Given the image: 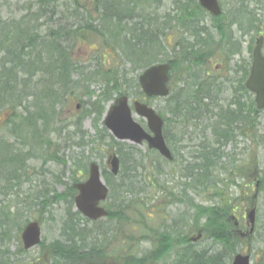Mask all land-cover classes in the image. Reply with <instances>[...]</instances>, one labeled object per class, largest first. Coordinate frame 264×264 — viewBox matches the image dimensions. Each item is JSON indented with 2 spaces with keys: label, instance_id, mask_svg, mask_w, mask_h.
I'll list each match as a JSON object with an SVG mask.
<instances>
[{
  "label": "trees",
  "instance_id": "trees-1",
  "mask_svg": "<svg viewBox=\"0 0 264 264\" xmlns=\"http://www.w3.org/2000/svg\"><path fill=\"white\" fill-rule=\"evenodd\" d=\"M247 1L236 0V3L244 6ZM161 2L162 0H34L16 16L4 19L0 17V107L6 109L3 124L9 134L7 138H0V264L30 263L29 260L19 258L12 262V253L6 243L13 227L17 229L18 236L27 222V219L22 223L17 221L22 215L20 207L39 206L38 219L42 223V215L47 213L51 218L53 215L50 209L47 210L52 204L50 198L66 197L58 193L50 197L48 193L55 192L48 188L22 192L21 185L26 177V181L28 179L25 164L28 159L42 156L64 162L57 155V150L51 148V145L57 147L54 144L57 142L50 136L53 129L51 125L59 120L57 107H64L78 93L89 98L86 102L88 112L95 111L101 121L104 105L115 94L133 95L136 99L144 100L137 76H129L132 71L167 61L171 75L178 72L182 81L180 86L174 82L171 93L165 98L164 137L173 159H163L167 164L181 161L178 156H181L180 151L184 146L180 143L189 134V128L198 132L199 135L192 141H199L200 146L196 150L199 160L178 165L176 173L184 175L185 179L191 177L193 181L211 176L217 169L216 163L224 155L222 148L229 142L236 147L238 136L250 139L256 146L264 145V134L260 133L255 119L261 110L255 106L252 98L248 101L244 99L246 93H250L244 84L249 64L236 62V98L231 97L226 104H220L219 94L214 93L217 91L214 90L213 81L206 80L202 73L206 70L203 60L211 52V42L205 41L203 8L197 0H174L173 13L162 16L159 21L153 8L154 5L158 7ZM243 13V10L236 13L239 29L246 33L257 32L261 19L254 13L241 15ZM172 22L182 34L172 45L174 56H163L164 37L173 27ZM76 42L87 46L90 44L89 49H94L93 55L99 61L93 66L77 61L72 55ZM118 53L124 63L130 66L127 72L123 67L124 63L119 64ZM74 75H77L76 79H73ZM97 80H101L103 86L96 100L91 101L93 91L89 88ZM122 86L125 87L123 91L120 90ZM132 89L134 90L130 92ZM175 89L179 92L174 91ZM170 124H173L174 131L168 134L165 130ZM96 129L97 134L89 141L103 144L106 139H111L108 147L111 149L116 146L115 152L120 160L117 175L102 166V176L109 187L110 199L105 206L108 213L104 218L115 221L117 229L124 222L134 224L129 232L131 236L127 237L130 241L142 242L137 240L136 235L143 239L146 235L151 237L146 238L151 247L143 254L131 252L130 247L128 251L120 249L123 254L118 252L116 255L123 256L124 264H230L240 241L236 226L229 219L230 204L223 200L221 194L216 193L221 198L219 203L209 205L195 203L190 199L194 207L191 231L200 235L195 240L180 233L174 236L167 229L147 226L143 221V210L147 205L142 198L136 197V194L143 191V186L139 177L135 176L138 166L143 169L148 164L147 160L136 146L114 140L104 126ZM208 132L214 143L212 145L206 143ZM176 133L179 134L178 137ZM11 137L21 139L22 147L34 138V147L40 148V152L36 154L32 150L24 151L15 147L10 142ZM179 144L180 149L177 147ZM146 152V155L151 156L153 153L155 156L154 162L157 164H152L151 161V169L153 167V172L161 176L163 171L158 160L162 157L152 149H146ZM243 165L239 166L240 170ZM196 169L197 172L194 173ZM227 169L225 164L220 167L224 172ZM86 170L83 166L82 171ZM237 177H244L243 170L237 173ZM167 183L169 180L156 176L150 188L163 194V198L168 197L167 194L171 195V201L174 202L177 198L166 187ZM187 185L192 187L189 183ZM12 190L18 191L13 204L16 209H12L13 205L9 201H1V195L6 197L9 192L13 193ZM67 190L71 205L62 214L60 237L42 241L38 246L50 264H104L109 253L105 246L97 242L100 233H103L96 228V239L91 240L94 229L86 228L90 220L72 207L76 190L72 185ZM127 195L131 198L126 199ZM19 196H22L21 201ZM20 202L22 205H19ZM96 221H92V225ZM80 223L84 226L81 227ZM134 234L136 235L133 236ZM201 237L211 243L209 247L197 245ZM21 251L23 250L20 249L19 252ZM170 254L171 258L165 260ZM113 264L118 263L114 261Z\"/></svg>",
  "mask_w": 264,
  "mask_h": 264
},
{
  "label": "rangeland",
  "instance_id": "rangeland-1",
  "mask_svg": "<svg viewBox=\"0 0 264 264\" xmlns=\"http://www.w3.org/2000/svg\"><path fill=\"white\" fill-rule=\"evenodd\" d=\"M225 1L226 0H223L224 3ZM33 2L34 0H0V17L4 19L6 17L16 16L19 14V12H22L20 10L28 8V6ZM173 2L174 0H162L158 7L154 5L153 9H155L157 12L156 17H159V21L162 16H165L168 13H173ZM256 3L258 5L261 4V11L257 15V18L261 19L259 22L258 31L254 33H246L239 29L238 23L236 24L237 54L235 57L230 55L229 59H227V55L225 54V51H223L222 46L217 47L213 45L210 48L212 52V55L210 56V58H212V66L210 67L218 66L216 67L217 70L214 68V71H212L213 74L217 75L216 78H221L222 74H225L226 76L231 75L232 73L228 74V68L232 67L234 61H246L250 65L251 59H249V44L252 47L256 37L255 35H257L258 32L263 31L264 33V0H250L244 5L245 8H249L251 11H253V9H255ZM244 6L236 3V10H244L238 8H244ZM245 14L247 13H243L241 15ZM171 24L173 27L165 34V47L164 52L161 55L173 57L174 52H172V45L174 41H176L182 34V31L176 26L174 22ZM213 33L215 34L214 31ZM213 33L212 35H214ZM93 44L95 45V43ZM89 48H91L90 44L87 46L76 42L73 45L72 55L76 57L77 61L80 60L82 63L88 66H93L96 61H99V59L93 55L94 49ZM117 57L119 64H123L124 60L119 53ZM228 63L230 65H228ZM123 67L125 68V72L130 69L129 64L126 63L123 64ZM141 70L142 69H138L135 72L132 71L129 76H138ZM76 78L77 75H74L73 79ZM172 78L173 81L177 80L179 78L178 72H174L172 74ZM179 84H181V82ZM102 86L103 83L101 80H97L91 84L89 88L91 91H93V98L91 101L96 100V97L101 92ZM121 88L122 89L120 90L123 91L125 87L122 86ZM133 90L134 89H132L130 92ZM230 93L231 92L229 88L225 87L222 92L221 99L225 101V98L229 97ZM115 96L116 94L114 97ZM128 98L130 99V103L132 100H134L133 95H129ZM249 98L254 100V94L246 93L244 99L248 101ZM88 100L89 98L86 95H80L78 93L76 97L74 96L72 100L65 104L64 107H57L59 109V120L51 125L53 129L50 133L52 139L57 142L54 143L55 145L57 144V147L51 145V148H55L57 150V155L63 158L64 162H59L55 159H45L42 156H37L28 159L25 163L28 179L26 181V177L25 181H23L21 185L22 192H29L33 189L48 188L55 192H49L48 196L50 197L55 196L57 193L66 196L62 199L50 198L52 204L51 206L47 207V210L50 209L53 215L52 218L47 213L42 215V223H40V219H38L40 216L38 213V210L40 209L39 206H23L22 202H20L19 205L22 206L19 207L22 211V215L17 219V221L19 223H22L24 219H27V222L30 220L38 221L41 228L40 242L50 241L57 236L60 237L59 228L61 227L63 221L62 214L67 209V206L69 207V205H71L68 202L69 197L67 196L68 186L72 185L73 182L85 181L87 179L88 165L91 161H95L100 166L102 173V166L109 169V165L106 163L108 154L111 152L117 154L115 152L116 146H113L111 149L108 147V142L111 141V139H106V143L103 144H100L96 141H89L97 134L96 128L100 129L103 125H101L102 122L98 120L97 113L95 111L88 112V109L86 108V102ZM112 101L113 100H110L104 105L105 109L111 104ZM165 104V99H153L150 102V105L153 106L157 111L161 112L164 117H166V114L163 111ZM5 113L6 109L0 107V138L9 137L7 129L3 124ZM132 114L134 119L139 121L141 125L145 127V120L138 116L134 111ZM167 115L170 116V114ZM255 119L260 133L264 134V131H262L264 127V111L261 110L258 112ZM172 126L173 124L168 125L167 130H165L168 134H171V132L174 131ZM188 132L189 134H186L183 141L180 143L184 146L180 151L181 156H178L181 161L167 164L163 158H159L160 160H158V164L163 171L161 176H158L153 172V167L151 169L155 156L153 153L151 156L146 155L147 147L145 144L136 145L130 141L116 140L122 142V144L136 146L138 150H140L142 157L147 160L146 163L148 164H146L143 169L138 166L139 168L135 175L136 178L139 177L140 183L143 186V191L136 194V197L138 196V198H142L147 205L143 210V221L147 226L152 228H157L160 230L167 229L169 232H173L172 234L174 236L177 233H180L189 236V239L195 238L198 233L196 231H191L190 227L193 216L192 209H194L190 203V199L194 200L195 203L197 202L203 205H209L220 202L221 198L217 195L220 193L223 200L230 204V216H233V218L229 217V219L238 223L239 232H236V234L238 240L240 241V245H238L236 251L240 253H249L252 264H264V145L261 144L260 146H256L255 144H252L250 139L238 136L236 147L233 146L232 142H229L222 148L224 155L216 163L215 168L217 169L215 172L211 176L208 175L207 178H204L203 180L193 181L191 177L185 179L184 175L176 173V167H178V165H185L187 161H198L200 158L199 153L196 151L200 148L198 145L199 141H192L193 138L199 134L197 131H193L191 128L188 129ZM108 133L112 136L109 131ZM176 134L175 135L178 137L179 134ZM189 136H191V139H189ZM207 136L206 143H210L211 145L214 144L212 142L210 132L207 133ZM10 142H12L15 147L21 148L24 151L32 150L36 154L40 152V148L35 149L34 147V138H32L29 143H26V145L23 147L20 145L22 141L18 137H11ZM180 144L177 145L178 148ZM190 144L192 145L190 146ZM235 153L236 166L233 159ZM247 163H251L252 165H247ZM154 164L157 163L154 162ZM222 164L227 166V172L220 170ZM242 164H244L242 167L244 177H237V173L242 171L239 167L240 165L242 166ZM83 166L87 169L85 172L82 171ZM196 172L197 169L194 171V173ZM156 176L159 179L163 178L169 180V183H167L166 187L171 189L177 200L172 202L171 195L167 194L168 197L163 198V194L160 192H155L152 188H150V184L152 181H154ZM256 176L260 179L262 177V182L260 183L262 185H259L257 196L254 199L252 198L256 191L254 184L256 180L260 181V179ZM73 179H75V181H73ZM187 183H189L193 188L187 185ZM12 191L13 193L9 192L8 196L6 197L1 195V201L5 203L9 201L11 205H13L15 203V195L18 193V191ZM144 195H146V197H144ZM21 197L22 196H19V201H21ZM129 198H131L130 195H127L126 199ZM109 200L110 199L107 197L102 205L106 206L109 203ZM252 205H254L256 208V223L254 230L251 232L250 224L246 222L247 220L245 221V213L252 207ZM11 207L12 209H16L15 205ZM72 207L74 210H76L74 202ZM151 215L152 217L150 218ZM91 222L92 221H88L86 228L92 230L94 229V232L91 233L92 241L96 239V228L98 231L103 233H100V237L97 242H99V245L102 244L105 246L107 252L109 253L108 257L104 260V264H113L114 261L118 264H124L123 256H117L116 253L120 252L123 254V251L121 250L128 251V247L131 248V252L138 255L143 254L151 247L149 240L146 239L151 238L149 235H146L147 237L144 239L140 237V235H133H136L137 240L142 242L130 241L127 238L131 236L129 232L134 226L132 223L127 224V222H124V225L121 223V227L117 229L115 226V221H111L107 218H101L97 220L96 223L93 224L94 226ZM80 226L83 227L84 225L80 223ZM174 227H176V230ZM21 230L17 236V229L13 227V230L10 231V238L6 241L9 250L12 253V262L15 258H19L21 260H29V264H50L46 256L42 254L40 246H34L27 250L23 248L20 236ZM200 239L201 240L197 244L198 246H210L211 243L208 240L204 239L203 237ZM87 242H89V239ZM20 249L23 251L19 252ZM170 258L171 254L167 256L165 260H169Z\"/></svg>",
  "mask_w": 264,
  "mask_h": 264
},
{
  "label": "water",
  "instance_id": "water-1",
  "mask_svg": "<svg viewBox=\"0 0 264 264\" xmlns=\"http://www.w3.org/2000/svg\"><path fill=\"white\" fill-rule=\"evenodd\" d=\"M199 4L214 15L220 13L217 0H198ZM263 38L259 37L253 49L252 63L245 86L254 92L258 108H264V55L261 54ZM169 64L166 62L155 63L140 72L138 83L142 92L148 96L164 97L169 93ZM134 112L146 120L144 128L132 116ZM102 123L117 140H126L141 145L146 143L149 149L156 150L167 160H172V154L163 136V119L156 110L139 100H133L131 105L126 95L117 96L107 107ZM110 171L116 175L119 171V158L115 153H110L107 158ZM73 187L78 190L74 196L75 209L90 220H96L107 215V210L100 202L108 194V187L102 179L100 167L95 161L88 166V177L85 181L76 182ZM250 231H253L255 221V208L246 213ZM237 224V222H235ZM195 239V238H193ZM23 248L29 249L39 244L41 228L36 220L25 224L21 232ZM231 264H251L250 255L237 253L233 256Z\"/></svg>",
  "mask_w": 264,
  "mask_h": 264
},
{
  "label": "flooded vegetation",
  "instance_id": "flooded-vegetation-1",
  "mask_svg": "<svg viewBox=\"0 0 264 264\" xmlns=\"http://www.w3.org/2000/svg\"><path fill=\"white\" fill-rule=\"evenodd\" d=\"M219 4L221 6V12L218 16H214L212 15L210 12L208 11H204V17H203V23H204V35H205V41L207 43L211 42V46L210 48L215 45V46H222L223 51H225V54L227 55V59H229L230 55H233L234 57L236 56V13H241V10H236V0H226L225 3L220 0ZM244 5V4H243ZM255 9H253V11H251L249 8H245L244 6V12L245 13H254L256 15H258V13L261 11V4L258 5L257 3L255 4ZM251 11V12H250ZM213 31L215 32V34L213 33ZM260 31V30H259ZM212 33L215 35H212ZM245 35V34H244ZM262 35L263 36V43H262V54L264 55V33L263 31L258 32L257 35H255V39H254V43L252 45V50L254 48V46L256 45V41L257 38ZM252 50L249 52V59H251L252 61ZM210 52V51H209ZM212 55V52H210L208 54V56H206L204 58V65L206 70L203 71V75L205 77L206 80L209 81H213L212 85L214 86V90L219 94L220 96V100L219 103L220 104H226L231 97L232 98H236V61L233 62L232 67H229V73H232L231 75H225L222 74L221 78H216L217 75L213 74L212 71H214V68L218 67H210L212 66V58H210V56ZM248 59V57H247ZM250 61V62H251ZM190 65H192V63H190ZM215 65V64H214ZM228 65H230L228 63ZM217 70V68H216ZM220 75V74H219ZM179 77V75H178ZM173 78H171V85L175 82L177 84L178 81V86H180L181 84H179L182 79L181 77H179L177 80L172 81ZM225 87H228L230 90V96L225 98V101H223L221 99L222 96V92L224 90ZM171 90V88H170ZM174 91H177V89H175ZM179 92V90L177 91ZM171 93V92H170ZM206 99V98H204ZM262 111H264V109H261ZM172 117L174 118H178L172 115ZM234 162H235V166H236V153L235 156L233 157ZM259 186L260 185V181L256 180L255 184ZM246 212V211H245ZM230 218H233L232 216H230Z\"/></svg>",
  "mask_w": 264,
  "mask_h": 264
}]
</instances>
